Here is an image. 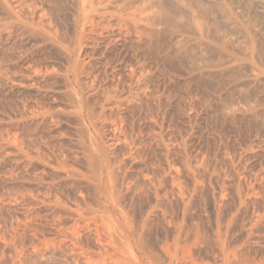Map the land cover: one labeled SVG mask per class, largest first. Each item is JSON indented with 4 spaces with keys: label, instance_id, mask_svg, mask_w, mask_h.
Here are the masks:
<instances>
[{
    "label": "rangeland",
    "instance_id": "rangeland-1",
    "mask_svg": "<svg viewBox=\"0 0 264 264\" xmlns=\"http://www.w3.org/2000/svg\"><path fill=\"white\" fill-rule=\"evenodd\" d=\"M0 264H264V0H0Z\"/></svg>",
    "mask_w": 264,
    "mask_h": 264
}]
</instances>
